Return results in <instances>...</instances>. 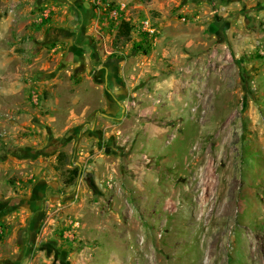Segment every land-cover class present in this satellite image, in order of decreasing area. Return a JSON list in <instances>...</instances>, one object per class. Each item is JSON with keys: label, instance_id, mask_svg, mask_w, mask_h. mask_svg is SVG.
<instances>
[{"label": "rangeland", "instance_id": "1", "mask_svg": "<svg viewBox=\"0 0 264 264\" xmlns=\"http://www.w3.org/2000/svg\"><path fill=\"white\" fill-rule=\"evenodd\" d=\"M0 65V264H251L264 0H0Z\"/></svg>", "mask_w": 264, "mask_h": 264}, {"label": "bare ground", "instance_id": "2", "mask_svg": "<svg viewBox=\"0 0 264 264\" xmlns=\"http://www.w3.org/2000/svg\"><path fill=\"white\" fill-rule=\"evenodd\" d=\"M229 212V207L225 206L224 214H227ZM239 231L241 232V230ZM233 236L229 238L230 243H232L234 240ZM214 241H216V238ZM246 243V255L249 257L251 264H264V240H261V238L256 236H250L246 238ZM229 249L232 251L231 246H229Z\"/></svg>", "mask_w": 264, "mask_h": 264}, {"label": "crops", "instance_id": "3", "mask_svg": "<svg viewBox=\"0 0 264 264\" xmlns=\"http://www.w3.org/2000/svg\"><path fill=\"white\" fill-rule=\"evenodd\" d=\"M1 66V65H0ZM23 70V66H20L19 71H20V75H19V80L22 81L23 79H25L26 77L24 76V74L22 73ZM35 220L38 221V217H35Z\"/></svg>", "mask_w": 264, "mask_h": 264}, {"label": "trees", "instance_id": "4", "mask_svg": "<svg viewBox=\"0 0 264 264\" xmlns=\"http://www.w3.org/2000/svg\"><path fill=\"white\" fill-rule=\"evenodd\" d=\"M146 2H149V0H145ZM141 45H137V48L139 49V50H141V47H140ZM149 51L147 50V51H144L143 53L144 54H147ZM72 177H75L76 176V172L75 171H73L72 172Z\"/></svg>", "mask_w": 264, "mask_h": 264}]
</instances>
